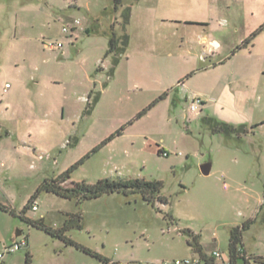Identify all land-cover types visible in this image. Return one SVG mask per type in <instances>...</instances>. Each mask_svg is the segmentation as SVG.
Wrapping results in <instances>:
<instances>
[{
	"label": "rangeland",
	"instance_id": "obj_1",
	"mask_svg": "<svg viewBox=\"0 0 264 264\" xmlns=\"http://www.w3.org/2000/svg\"><path fill=\"white\" fill-rule=\"evenodd\" d=\"M135 1L123 0L114 10L112 0H0V202L17 214L0 210V253L5 245L27 242L5 253L0 264H26V251L30 264H150L189 256L193 236L205 254L219 250L226 259L229 230L244 222L247 253L264 257V29L243 45L264 23V0H195L191 14L207 15V39L220 47L197 63L179 96L170 95L169 110L164 100L156 101L137 120L158 95L129 90L125 63L105 56L111 27L122 33L120 15ZM73 20L80 23L62 32ZM126 31L138 42L136 20L130 19ZM195 34L185 36V45L200 55L191 42L199 38ZM58 41L59 50L47 46ZM170 69L176 75L180 66ZM227 84L232 92L241 88L243 108L217 113L224 117L199 108L213 103ZM97 93L99 101L89 108ZM193 97L201 100L197 110L190 109ZM205 115L245 124L248 132L212 133ZM122 125V133L85 159L69 181L161 180L167 203L148 204L139 193L80 203L48 192L32 198L43 180L62 173ZM205 162L211 163L208 174L200 170ZM68 213L74 219L66 235L106 261L26 220L41 217L57 229Z\"/></svg>",
	"mask_w": 264,
	"mask_h": 264
},
{
	"label": "crops",
	"instance_id": "obj_2",
	"mask_svg": "<svg viewBox=\"0 0 264 264\" xmlns=\"http://www.w3.org/2000/svg\"><path fill=\"white\" fill-rule=\"evenodd\" d=\"M147 1L149 0H136L132 6L130 19L133 18L138 22L139 39L136 42L129 36L128 46L121 56V59L124 60L119 59L118 63L124 62L126 65L124 86L133 91L150 92L158 97L165 93L164 97L158 101L164 100L165 109L169 110L170 95L175 92L179 96L180 90L185 87L184 79L197 69V63L205 55L214 56L218 50L216 48L220 46L216 40L207 39V35L210 33V22L207 15L203 13L191 14L192 9L195 8L194 3L197 1L154 0V4L151 6L146 3ZM192 31L196 33V36H199L198 39L196 37L195 41L191 42L195 43V47L202 51L200 55L197 50L192 51L186 48L185 41L188 40L185 36ZM176 36L181 39L178 40ZM191 46L189 45V47ZM225 57H220L219 60ZM173 63L180 66L176 75H173L170 69ZM210 66L211 63L207 68ZM231 89L230 85H224L217 93L213 103L202 102V107L199 108L212 115L222 113L223 109L243 108L241 88H236V91L233 92ZM195 95L197 94L192 93V96ZM217 115L224 117L222 114ZM137 119L135 118V120ZM135 120L127 122V124L132 125Z\"/></svg>",
	"mask_w": 264,
	"mask_h": 264
},
{
	"label": "trees",
	"instance_id": "obj_3",
	"mask_svg": "<svg viewBox=\"0 0 264 264\" xmlns=\"http://www.w3.org/2000/svg\"><path fill=\"white\" fill-rule=\"evenodd\" d=\"M114 10H118V8L122 5L123 0H112ZM131 14V6L127 5L122 13H121V26L122 33L117 34L113 27H111V32L108 37V48L105 52V56L111 54L113 55V61L115 63L118 62V58L122 55L129 42V34L126 31L127 25L129 24ZM264 29V23L261 24L255 31H253L244 41L243 45L250 43L251 40ZM111 73L113 70L111 68ZM165 93H162L155 101L148 105V107L142 109L137 113L135 118H139L144 115L149 107H151L156 101L163 98ZM90 97V95H89ZM99 99V93L93 96L91 102L88 101V107L91 108ZM202 121L208 127V129L212 133H221L225 137L230 136H239L241 133H247L248 128L245 124H232L229 122H225L222 120H218L217 118L205 115L202 118ZM126 125H122L118 130L114 133L107 136L103 141H101L97 146H95L91 151L87 152L83 157L77 160L75 163L70 165L66 170H64L59 175L43 180L40 185L37 187L36 192L33 194L32 198L37 196L40 192H48L53 193L57 196L66 199H74L77 203L82 202L87 199L98 198L104 194L111 193H122L124 195H128L131 193H139L143 200H145L148 204L154 205L155 201L158 200L161 203H167L168 199L165 195L161 194V190L163 188V182L161 180L151 179L147 180L144 178H129V179H114V178H100L93 183L86 182L84 180L81 181H69L70 174L80 165L85 159H87L93 152H96L100 146L107 143L111 139H113L116 135H120L124 130ZM253 126H256L254 124ZM159 154H164L165 151L159 148ZM69 181V185L65 183ZM0 210L4 212H9L13 215H17L15 210L11 207L4 205L0 202ZM25 208L18 215L20 217H24ZM74 216L68 213V218L65 220L63 226L60 228L54 229L51 226L45 224L43 218L30 219L26 218L27 222L41 230H44L52 237H56L61 239L66 245H74L77 248H81L83 251L93 254L100 258L101 260H107L105 258L96 255L91 250L78 245L72 238L68 237L65 233L67 229L71 227V223L73 222ZM247 227V222L242 223L241 225L232 226L229 230L228 236V245H227V262L225 259H221L220 261H216L217 259L208 256L203 252V248L200 243L197 241L196 236H193V242H189L192 247L193 253H198L206 262V264H264V257L255 256L252 257L247 253L243 242H242V233L244 229ZM252 258V261H251ZM31 262V254L29 251H26L25 254V263L30 264Z\"/></svg>",
	"mask_w": 264,
	"mask_h": 264
},
{
	"label": "built area",
	"instance_id": "obj_4",
	"mask_svg": "<svg viewBox=\"0 0 264 264\" xmlns=\"http://www.w3.org/2000/svg\"><path fill=\"white\" fill-rule=\"evenodd\" d=\"M79 20H73L68 27L63 26L62 27V32H67L68 28H73L76 27L79 24ZM52 49H60L62 47L61 42H49L47 44ZM7 86V85H6ZM201 100L197 97H193L191 102H190V109L191 110H197V108L200 106ZM36 207L33 205L32 209H35ZM27 244L26 239H22L21 241H15L9 245L4 246V251L0 253V258L4 256L5 253H12L14 251H17L21 248H23ZM210 257H213L215 259L220 258L222 259L221 252L219 250H214L210 255ZM227 262V258L225 259ZM121 264V263H118ZM150 264H206L205 260L198 254V253H192L189 256H185L182 258H174V259H169V260H160V261H155V262H150Z\"/></svg>",
	"mask_w": 264,
	"mask_h": 264
},
{
	"label": "water",
	"instance_id": "obj_5",
	"mask_svg": "<svg viewBox=\"0 0 264 264\" xmlns=\"http://www.w3.org/2000/svg\"><path fill=\"white\" fill-rule=\"evenodd\" d=\"M211 168V163L210 162H205L200 165V170L202 174H208ZM21 231H17L16 236L20 235Z\"/></svg>",
	"mask_w": 264,
	"mask_h": 264
}]
</instances>
